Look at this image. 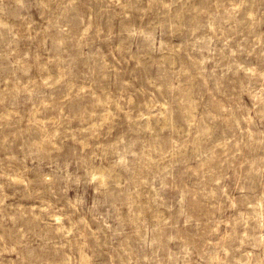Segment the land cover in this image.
Wrapping results in <instances>:
<instances>
[{
  "label": "rangeland",
  "instance_id": "obj_1",
  "mask_svg": "<svg viewBox=\"0 0 264 264\" xmlns=\"http://www.w3.org/2000/svg\"><path fill=\"white\" fill-rule=\"evenodd\" d=\"M263 105L264 0H0V264H264Z\"/></svg>",
  "mask_w": 264,
  "mask_h": 264
},
{
  "label": "bare ground",
  "instance_id": "obj_2",
  "mask_svg": "<svg viewBox=\"0 0 264 264\" xmlns=\"http://www.w3.org/2000/svg\"><path fill=\"white\" fill-rule=\"evenodd\" d=\"M261 112H263L264 113V105L263 106H261V108L259 109ZM264 117V116H263ZM257 146V145H256ZM260 147H262V146H260ZM260 149V148H259ZM255 150H256V148H255ZM256 154V153H255ZM250 156H251V154H250ZM257 156H258V158H256V159H254V160H250L249 159V157H248V159L250 160L249 161V163H248V165H247V167L245 168L246 170H247V172H248V177H256V178H260V176L261 175H263L264 173H262L263 172V170H264V152H261L260 154H257ZM245 157V156H244ZM252 158V157H251ZM247 163V162H246ZM262 177V176H261ZM264 178V177H263ZM256 182H257V180L256 179H254ZM253 180V182H255ZM252 182V183H253ZM254 184V183H253ZM252 184V185H253ZM256 184V183H255ZM254 186V185H253ZM252 186V188L254 189V188H256V187H253ZM256 186V185H255ZM261 198V197H260ZM254 204H253V211L254 212H257L259 209H262L263 207H264V203H263V200H262V198L261 199H255L254 201ZM259 211H261V210H259ZM261 213V212H260ZM261 215V214H260ZM262 219H263V221H264V215L262 214Z\"/></svg>",
  "mask_w": 264,
  "mask_h": 264
}]
</instances>
